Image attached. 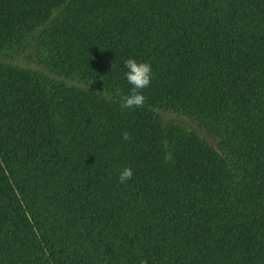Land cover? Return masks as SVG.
<instances>
[{"label":"trees","instance_id":"trees-1","mask_svg":"<svg viewBox=\"0 0 264 264\" xmlns=\"http://www.w3.org/2000/svg\"><path fill=\"white\" fill-rule=\"evenodd\" d=\"M142 259L264 264V0H0V264Z\"/></svg>","mask_w":264,"mask_h":264},{"label":"clouds","instance_id":"clouds-1","mask_svg":"<svg viewBox=\"0 0 264 264\" xmlns=\"http://www.w3.org/2000/svg\"><path fill=\"white\" fill-rule=\"evenodd\" d=\"M124 76L127 83L131 86L128 94H122L120 89H116V93L120 95L122 108H141L146 103V97L142 93V89L147 88L152 79V67L148 62H138L136 59L129 57L124 61ZM122 139L127 141L130 139L127 131L122 133ZM133 176L130 167L122 168L118 175V183L124 184ZM140 264H147L146 259H142Z\"/></svg>","mask_w":264,"mask_h":264}]
</instances>
